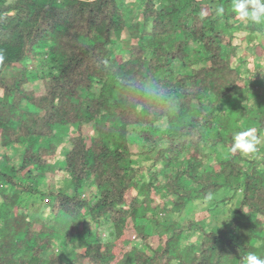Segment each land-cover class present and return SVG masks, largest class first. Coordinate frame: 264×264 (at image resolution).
Listing matches in <instances>:
<instances>
[{
  "label": "trees",
  "instance_id": "16d2710c",
  "mask_svg": "<svg viewBox=\"0 0 264 264\" xmlns=\"http://www.w3.org/2000/svg\"><path fill=\"white\" fill-rule=\"evenodd\" d=\"M137 1L127 19L121 0H0V264L264 259V154L231 151L264 137V23Z\"/></svg>",
  "mask_w": 264,
  "mask_h": 264
},
{
  "label": "rangeland",
  "instance_id": "374dc122",
  "mask_svg": "<svg viewBox=\"0 0 264 264\" xmlns=\"http://www.w3.org/2000/svg\"><path fill=\"white\" fill-rule=\"evenodd\" d=\"M122 1V3L123 4H125V6H126V8H127V12H126V14H127V19H128V15L131 13V11H132V13H137V14H140L139 12H137V9H138V5H139V2L137 1V0H121ZM242 34V33H241ZM243 35V34H242ZM239 37V36H238ZM234 42H238L239 43V41H238V39L237 38H235L234 39ZM240 51H245V52H247V53H249V54H251V55H253L255 52H256V42H249V43H247L246 42V40H242V42H241V48L239 49V52ZM194 56V55H193ZM44 58H46V60H47V64H45V67H44V69L47 71V70H49V68H51V65H52V62H50V57H44ZM257 59H259V61L261 62V64H264V55L263 56H261V57H259V58H257ZM39 61L37 62V65L40 63V61L41 60H43V59H38ZM45 60V59H44ZM49 61V62H48ZM46 63V62H45ZM252 63H253V59L252 58H249V60H248V62L245 64V67H250V66H252ZM38 67V66H37ZM175 67L177 68L176 70H179L178 68H179V64H176L175 65ZM245 67H242V69H244ZM264 68V67H263ZM263 68H261L260 70H259V72H262V71H264V69ZM40 70H42L41 68H39ZM188 69V68H187ZM189 70V69H188ZM262 75H261V77H260V79H261V81L260 82H257V81H252V76L250 77V79H248V81H247V85H248V87H249V90H250V92H252V93H260L261 91H264V72L263 73H261ZM30 109H32V108H30ZM135 144H136V146H137V142H135ZM135 149H138L137 147H135ZM258 155V156H260V154H264V143L262 144V146H260V147H257V150H256V152L255 153H252V154H249V155H247L246 157H248V158H252V157H254V155ZM12 155V154H11ZM255 155V156H256ZM220 156L221 157H224V155L223 154H221L220 153ZM245 156V155H244ZM139 159H141V158H139V157H137L136 158V160L139 162ZM1 160V159H0ZM149 162V160L148 161H146V163H148ZM140 164H143L142 162H140ZM146 178H147V174H146V168H145V164L143 165V170L140 172V175H137L136 177H135V179L136 180H138V179H141V180H146ZM58 186L59 185H61V183H59V184H57ZM156 202H157V200H155ZM45 203V202H44ZM230 204H228V206H229ZM189 206H191L190 204H189ZM202 206H206V205H202ZM203 207V208H204ZM43 209H44V211H45V213H49L48 211H47V206H46V203L43 205V207H42ZM199 209V208H198ZM202 211V210H201ZM184 213L185 212H187V213H189L190 212V209H189V207L186 209V211H183ZM201 212H200V210H198V211H196V212H194V213H192L193 215V217L195 218V217H198L199 216V214H200ZM167 214L168 213H166V212H160L159 213V217L161 218V219H164L166 216H167ZM49 215L51 216V214L49 213ZM63 215H59L58 216V218H59V220H61V221H68L69 220V218L68 217H65V218H63L62 217ZM172 216V215H171ZM172 217H174L175 219L176 218H182V215H180V216H178V215H173ZM88 220H86V225L90 228V229H92V228H95V225H94V223H93V221L92 220H90L89 218H87ZM183 221V220H182ZM0 225H1V222H0ZM98 229H99V231H100V238H101V241L102 242H105L107 239H112L113 238V235H110V233H109V230L107 229V227L106 226H103L102 228H99L98 227ZM263 230H264V227H263ZM59 245V244H58ZM58 245H56L55 247H56V249H59L60 250V247L58 246ZM71 256H72V253L70 252L69 254H68V252L67 251H65V254H64V259H66V260H69L70 258H71Z\"/></svg>",
  "mask_w": 264,
  "mask_h": 264
},
{
  "label": "clouds",
  "instance_id": "9594fccd",
  "mask_svg": "<svg viewBox=\"0 0 264 264\" xmlns=\"http://www.w3.org/2000/svg\"><path fill=\"white\" fill-rule=\"evenodd\" d=\"M232 11L241 20L251 21L254 24L264 23V0H232ZM217 15L224 13V7L216 9ZM264 143V137H259L254 128L237 132L233 135L232 152L239 151L242 155L255 153L257 146ZM244 264H264V259L254 253L244 258Z\"/></svg>",
  "mask_w": 264,
  "mask_h": 264
}]
</instances>
